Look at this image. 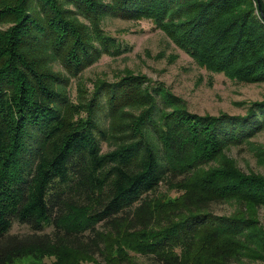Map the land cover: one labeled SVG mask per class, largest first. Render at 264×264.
I'll use <instances>...</instances> for the list:
<instances>
[{
  "label": "trees",
  "instance_id": "16d2710c",
  "mask_svg": "<svg viewBox=\"0 0 264 264\" xmlns=\"http://www.w3.org/2000/svg\"><path fill=\"white\" fill-rule=\"evenodd\" d=\"M261 8L257 0H0V264H80L96 254L99 264H133L131 251L160 264H264V173L243 171L228 153L245 146L264 168L254 141L264 100L244 116H200L130 74L97 83L87 106L63 93L64 74L125 51L105 35L109 17L151 21L201 68L262 83L263 0ZM173 190L181 195L169 198ZM213 203L235 210L219 216ZM15 222L33 233L11 234Z\"/></svg>",
  "mask_w": 264,
  "mask_h": 264
},
{
  "label": "rangeland",
  "instance_id": "374dc122",
  "mask_svg": "<svg viewBox=\"0 0 264 264\" xmlns=\"http://www.w3.org/2000/svg\"><path fill=\"white\" fill-rule=\"evenodd\" d=\"M104 30L105 35L116 39L125 51L117 57L102 55L99 60L78 75L77 73L63 75L67 79L63 93L65 92L77 105L87 106L98 88L95 87L97 83L117 85L127 79L129 74L135 77L139 75L146 77L148 81L146 85L151 90L164 89L166 94L169 93L182 100L189 112L200 116L222 114L232 117L244 116L251 103L264 100V82L239 83L227 78L224 74L212 73L201 68L151 21H128L109 17L104 21ZM56 69L65 72L64 66L61 68L59 64L56 65ZM254 141L264 146V131L258 133ZM107 150L105 144L104 151ZM228 153L237 160L243 171L252 169L264 173V168L257 165L256 159L245 146L233 147ZM167 191L166 185H162L159 189L161 193ZM180 195L174 190L169 192L171 199L178 198ZM210 210L219 216L229 215L235 210V206L228 203H213ZM259 216L264 226V209H260ZM53 230L54 228L49 227L43 233L52 234ZM32 233L28 226L17 222L11 229V234L20 236ZM115 249L111 250L114 255H116ZM128 253L133 264H160L152 256H144L133 251ZM51 261H54V258L28 257L17 260L13 264H41ZM103 261V256L96 254L94 258L83 259L80 264H99Z\"/></svg>",
  "mask_w": 264,
  "mask_h": 264
},
{
  "label": "water",
  "instance_id": "95a60500",
  "mask_svg": "<svg viewBox=\"0 0 264 264\" xmlns=\"http://www.w3.org/2000/svg\"><path fill=\"white\" fill-rule=\"evenodd\" d=\"M258 2V5H259V9L262 11V8H261V0H257Z\"/></svg>",
  "mask_w": 264,
  "mask_h": 264
}]
</instances>
